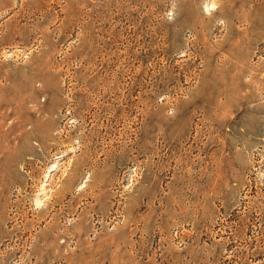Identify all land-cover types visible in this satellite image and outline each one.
<instances>
[{"label":"rangeland","instance_id":"rangeland-1","mask_svg":"<svg viewBox=\"0 0 264 264\" xmlns=\"http://www.w3.org/2000/svg\"><path fill=\"white\" fill-rule=\"evenodd\" d=\"M0 264H264V0H0Z\"/></svg>","mask_w":264,"mask_h":264}]
</instances>
